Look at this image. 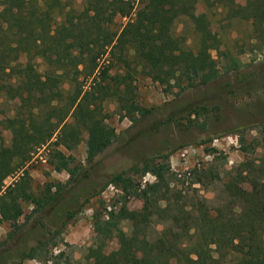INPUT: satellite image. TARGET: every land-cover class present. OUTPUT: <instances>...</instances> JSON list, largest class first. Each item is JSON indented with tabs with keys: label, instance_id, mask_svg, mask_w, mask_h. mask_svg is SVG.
Here are the masks:
<instances>
[{
	"label": "rangeland",
	"instance_id": "374dc122",
	"mask_svg": "<svg viewBox=\"0 0 264 264\" xmlns=\"http://www.w3.org/2000/svg\"><path fill=\"white\" fill-rule=\"evenodd\" d=\"M86 1L72 0L57 21L70 26L84 22ZM248 1L198 0L192 12L176 21V34L192 49L199 44V23L205 22L207 34L215 40L212 56L218 76L208 83L185 90L164 87L142 71V66H134L141 58L158 62L144 46L131 51L132 66H111L113 94L104 98L103 105L107 122L116 129L115 141L91 161L87 160L86 131L73 149L58 147L68 156V166L82 168L76 177L69 170L55 169L53 164L59 160L55 146L48 143L34 149L26 166L32 180L30 190L44 201L59 188L58 201L43 210L23 201L24 213L16 222L0 221V264H92L87 255L90 247L102 242L99 221L118 215L119 226L131 233V218L145 204L139 191L157 180L151 171L145 172L151 158L168 168L169 190L154 208L147 229L150 238L160 235L172 213L185 216L193 208L225 206L226 185L235 183L242 162L264 166V45L256 38L251 20L232 14L234 8L246 9ZM128 20L118 16L112 27L119 31ZM17 61L21 67L47 68L40 58L27 61L21 56ZM80 79L89 89L92 78ZM62 88L67 93L72 83L65 80ZM192 106L200 107L191 113ZM29 109L25 94L8 96L0 90V147L20 137ZM121 172L122 181L107 183ZM22 175L23 169L9 175L4 189L15 186ZM48 185H54L52 193ZM167 206L170 211H164ZM69 210L77 211L76 215L69 218ZM60 218L66 223L61 232L53 223L58 224ZM210 234L207 230L206 235ZM114 236L106 237L109 255L119 248L120 239ZM39 240L43 245L36 256L24 259L23 250L29 251Z\"/></svg>",
	"mask_w": 264,
	"mask_h": 264
},
{
	"label": "trees",
	"instance_id": "16d2710c",
	"mask_svg": "<svg viewBox=\"0 0 264 264\" xmlns=\"http://www.w3.org/2000/svg\"><path fill=\"white\" fill-rule=\"evenodd\" d=\"M71 1L0 0V90L8 96L25 94L30 101L22 134L11 145L0 147V221L16 222L24 213L23 201L42 210L58 201L59 188L44 201L30 190L32 180L26 166L34 149L52 144L59 158L55 169L69 170L76 177L82 168L68 166V156L58 147L73 149L86 131L87 160L91 161L115 141L117 132L107 122L103 100L113 94L111 66H132L133 49L144 46L158 60L148 63L141 58L134 66H142V71L166 88L185 90L218 76L212 56L215 40L207 34L205 22L196 27V49L174 29L177 19L192 12L198 0H139L138 5L131 0H87L86 19L74 26L57 21ZM232 14L251 20L256 38L264 45V0H249L246 9L234 8ZM118 16L129 18L119 31L112 27ZM21 56L27 61L40 58L47 68L21 67L17 61ZM81 76L92 78L89 89L84 88ZM65 80L72 83L67 93L62 88ZM199 107L192 106L191 113ZM154 159L145 163V172L151 171L157 180L139 191L145 204L131 218V233L119 226L118 215L99 221L102 242L90 247L87 255L92 264H264V166L242 162L235 183L226 185L225 206L213 210L201 206L185 216L172 213L160 235L150 238L147 229L154 208L169 190L168 168ZM20 169V180L4 189V180ZM205 173L203 169L201 174ZM123 178V172L117 173L107 183ZM48 186L52 193L54 185ZM68 213L72 218L77 211ZM53 223L60 231L65 222L60 218L58 224ZM114 235L120 239L119 248L109 255L106 237L110 240ZM41 244L42 240L29 251L23 250V258H34Z\"/></svg>",
	"mask_w": 264,
	"mask_h": 264
},
{
	"label": "built area",
	"instance_id": "2783aa9c",
	"mask_svg": "<svg viewBox=\"0 0 264 264\" xmlns=\"http://www.w3.org/2000/svg\"><path fill=\"white\" fill-rule=\"evenodd\" d=\"M112 186V184L110 185V187ZM111 209V208H110Z\"/></svg>",
	"mask_w": 264,
	"mask_h": 264
}]
</instances>
